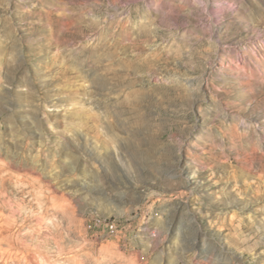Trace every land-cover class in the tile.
I'll return each mask as SVG.
<instances>
[{
  "label": "rangeland",
  "instance_id": "rangeland-1",
  "mask_svg": "<svg viewBox=\"0 0 264 264\" xmlns=\"http://www.w3.org/2000/svg\"><path fill=\"white\" fill-rule=\"evenodd\" d=\"M0 264H264V0H0Z\"/></svg>",
  "mask_w": 264,
  "mask_h": 264
}]
</instances>
